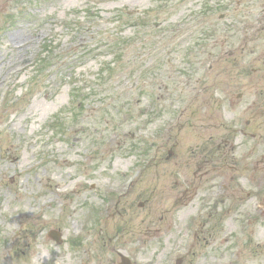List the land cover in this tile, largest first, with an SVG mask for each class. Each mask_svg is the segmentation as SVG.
I'll list each match as a JSON object with an SVG mask.
<instances>
[{"label": "rangeland", "instance_id": "1", "mask_svg": "<svg viewBox=\"0 0 264 264\" xmlns=\"http://www.w3.org/2000/svg\"><path fill=\"white\" fill-rule=\"evenodd\" d=\"M133 164L149 166L140 184L77 242L84 202ZM251 195L264 200V0H0V264H72V245L89 264L130 250L160 264L178 233L169 264H264Z\"/></svg>", "mask_w": 264, "mask_h": 264}, {"label": "flooded vegetation", "instance_id": "2", "mask_svg": "<svg viewBox=\"0 0 264 264\" xmlns=\"http://www.w3.org/2000/svg\"><path fill=\"white\" fill-rule=\"evenodd\" d=\"M168 141H169V138L166 140L165 144H161V146L159 147V149H161V150L164 149L166 147V145H168ZM170 151L173 152L172 150H170ZM157 152L155 153V155H154L153 158H155V156L157 155ZM167 157H166V160H167ZM165 162L166 161H162L161 160L159 162L155 161L154 163L164 164ZM147 163L151 165L152 162L149 160ZM139 167L140 166H136L135 164H133L131 166V168H130V172H128V173L127 172H124V175L125 176L123 178H114V179L111 178L110 179L111 180V183L110 184L114 186L112 188H119V189H126V190H128L126 193H121L120 194V196H121L120 199L124 198L125 196L129 195L130 192H132L133 190H135L136 186L138 184H140V182L142 180L143 169H149V166H144V167H142V170L141 171H137V169ZM129 174H137V175L135 177L127 176ZM245 179H248V178L245 177ZM227 188H228V186H227ZM256 197H258V196L256 195ZM100 200L104 201V199H102V198H100ZM118 205H119V202L117 200L115 203L110 204L108 206L107 211L108 212L113 211L115 208L118 207ZM83 206H84V208L86 210L88 209L87 202H84ZM102 206H103L102 203H100L99 205H96L90 221L88 222V220H86L85 223H84V225H83V227L87 229V232H88V235H89L88 236V239H87V243L89 242V237H91V233H92L91 227H92V225L94 224V222L96 221V219H97L98 216L103 217V215H102ZM140 206H143V202L140 203ZM154 229L159 230L160 228H154ZM173 230H174L173 229V226H170L167 230H165V233L168 234L169 237H170L174 233ZM199 231H200V229L195 232L196 241L198 240V237H199ZM148 232H149V234H150V232L152 234L154 231H148ZM181 232H182V230H181ZM181 235H182L181 233L175 234V236L172 239L173 242L170 243V247L168 249L164 250V252L162 253L163 254V262L160 263V264H169L170 263V261L172 259L171 253H172V251L175 250L176 247H179L177 249H179L180 252L183 251L184 245L182 244L183 243V239H182ZM154 238L153 239L156 242L160 243V240L162 239V236L156 235ZM161 243H162V240H161ZM176 243L177 244L179 243V245L178 246H175ZM191 250H192V248L189 247V249L187 250V254H186L187 257L191 254ZM85 251L87 253L88 246L86 247ZM129 252L130 253L127 256V260L125 259L124 260V263L125 264H137V261H136L137 260V252L135 250H130ZM90 256L91 255H89L87 253L86 257L82 260L81 264H89L90 261H93L95 259L94 257H90ZM185 257H183V258H185ZM95 263H96V261H94V264ZM124 263H122V264H124ZM182 263H183V259L180 261L179 264H182Z\"/></svg>", "mask_w": 264, "mask_h": 264}, {"label": "bare ground", "instance_id": "3", "mask_svg": "<svg viewBox=\"0 0 264 264\" xmlns=\"http://www.w3.org/2000/svg\"><path fill=\"white\" fill-rule=\"evenodd\" d=\"M49 240H50V238L48 239V241H49ZM48 241H47V242H48Z\"/></svg>", "mask_w": 264, "mask_h": 264}]
</instances>
